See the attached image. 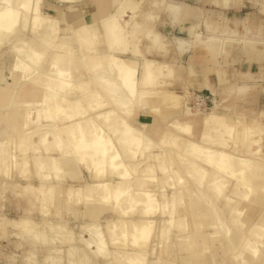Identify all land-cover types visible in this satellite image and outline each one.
<instances>
[{
	"label": "clouds",
	"instance_id": "obj_1",
	"mask_svg": "<svg viewBox=\"0 0 264 264\" xmlns=\"http://www.w3.org/2000/svg\"><path fill=\"white\" fill-rule=\"evenodd\" d=\"M0 264H264V0H0Z\"/></svg>",
	"mask_w": 264,
	"mask_h": 264
},
{
	"label": "crops",
	"instance_id": "obj_2",
	"mask_svg": "<svg viewBox=\"0 0 264 264\" xmlns=\"http://www.w3.org/2000/svg\"><path fill=\"white\" fill-rule=\"evenodd\" d=\"M241 15H242V14H241ZM244 70H247V66H246V65L244 66ZM256 70H257V69H256V67H255V66H253V67H252V71H254V72H255Z\"/></svg>",
	"mask_w": 264,
	"mask_h": 264
}]
</instances>
